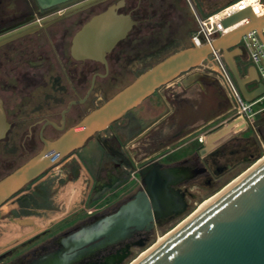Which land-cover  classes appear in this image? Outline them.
Returning a JSON list of instances; mask_svg holds the SVG:
<instances>
[{"label": "flooded vegetation", "instance_id": "obj_1", "mask_svg": "<svg viewBox=\"0 0 264 264\" xmlns=\"http://www.w3.org/2000/svg\"><path fill=\"white\" fill-rule=\"evenodd\" d=\"M164 4L165 0H66L56 3L0 0V112L9 124L0 138V180L39 153L44 146L43 140L57 139L151 68L150 59L159 57L167 48ZM113 7L117 14L128 15L134 21L126 36L100 60L74 58L71 46L75 35L92 17ZM248 57L249 53L243 49V54L236 58L241 71L245 65L242 75H246L250 65H255L248 63ZM194 77H200L201 82L207 81L206 77L194 72L182 77L181 83L184 85ZM210 83L218 88L216 79ZM258 83L264 84V81L257 68V82L248 87ZM177 94L179 98L180 92ZM149 98L0 205V208L5 205L7 213L14 217L52 210L50 186L46 183L49 176L55 173L61 179L65 172L75 182L78 175L85 174L83 205L67 213L57 224L4 249L0 253V264H44L45 257L56 255H63L65 264H122L132 256L134 248L148 241L156 227L188 209L189 202L196 197L193 188L211 187L236 165L255 157L257 143L246 142L252 148L247 151L248 146L235 138L236 133L232 142L236 140L238 144L234 143L233 147L229 146L231 139L221 141L220 138L215 140L214 143L218 141L216 145L207 149V138L230 124L231 115L224 116L213 110L211 99H196L193 105L191 99L159 97L149 108L164 111L145 123L134 110ZM71 102L74 103L63 114ZM220 104L218 101L217 105ZM262 109L255 118L259 138L255 137L260 147L264 146V134L258 128L259 122L264 125V107ZM174 122L168 138L162 137L157 142L150 139L166 124ZM92 141L94 146L88 149ZM195 142L203 145L166 160ZM240 149L244 153L239 154ZM152 174H158L163 183H169L165 193L168 208L159 218L152 216L151 222L147 218L123 226L124 233L113 241L99 238L70 248L71 236L116 215L131 202L144 204L145 199L148 201L144 177ZM131 181L136 183L131 190L117 192ZM105 195L110 197L109 203L101 206L99 199ZM96 200L98 205L89 207Z\"/></svg>", "mask_w": 264, "mask_h": 264}, {"label": "water", "instance_id": "obj_2", "mask_svg": "<svg viewBox=\"0 0 264 264\" xmlns=\"http://www.w3.org/2000/svg\"><path fill=\"white\" fill-rule=\"evenodd\" d=\"M47 1L56 3L66 0ZM243 19L248 21L228 33L220 34L211 43L201 47L191 43L167 55L57 139L43 140L44 146L39 153L0 180V205L46 169L84 146L93 135L139 106L158 89L200 66L213 51H221L245 101L251 102L263 97V83L248 87L257 82L256 66L250 65L246 75H242L236 58L243 54L244 48L240 44L249 32H256L264 47V14L256 17L247 8L226 17L221 24L223 28H229ZM133 24L134 21L128 15L117 14L114 7L109 8L92 17L75 35L71 46L72 56L76 59L100 60L126 36ZM260 59L264 68V59ZM199 79L194 77L190 82ZM73 103L67 106L63 114ZM8 127L9 124L0 112V138ZM252 165L226 189L220 190L221 193L205 207L185 219L132 264H264V158ZM144 182L147 184L148 201L145 199L144 204L140 201L131 202L116 215L71 236L70 248L99 238L113 241L124 233L123 226L147 218L151 222L152 216L159 218L162 211L168 208L165 193L169 183H163L158 174L144 177ZM42 261L44 264L66 262L63 255L48 256Z\"/></svg>", "mask_w": 264, "mask_h": 264}, {"label": "rangeland", "instance_id": "obj_3", "mask_svg": "<svg viewBox=\"0 0 264 264\" xmlns=\"http://www.w3.org/2000/svg\"><path fill=\"white\" fill-rule=\"evenodd\" d=\"M231 0H166L165 2V8H166V19L164 24V35H165V42L167 44L166 51L161 54L159 57L151 58L149 61V66H153L158 61L162 60L167 55L182 49L184 47H188L191 44V36L197 31L198 29V23L195 19L194 12L200 17L204 18V14H208L214 10H218L224 5L228 4ZM264 2V1H263ZM200 8V9H199ZM149 36V35H147ZM244 45V43L240 44ZM249 53V50H247ZM248 63H254L252 61V58L249 56ZM244 64H247L245 62ZM146 65L144 68L146 69L148 67ZM258 65V64H257ZM245 65L242 66L244 69ZM202 67L198 66L197 68L191 69L188 71V74L190 73H199L201 76L208 77L210 81H212L214 78L212 75L203 73ZM187 74H183L182 77H186ZM212 77V78H211ZM181 79L178 78L177 80L173 81L172 83L168 84L167 86H163L160 89H158L157 93L154 94V96H151L148 100H146L139 108L134 110L135 114H138L145 123H149L153 121L162 111L163 109H150L149 106L152 104L155 99H158L159 97H163L164 99H191V104L194 105V100L198 99H208V96L206 97V94L199 92L197 90L196 86L199 84V82H194L190 84L189 86L185 87L186 90L179 91V86L182 87V83L180 85V82L178 81ZM214 81V80H213ZM219 84V83H218ZM212 85V84H210ZM219 88V89H218ZM217 90H215L218 99L217 102L221 103V107L226 110L224 116H228L231 114L232 105L230 103V100L228 99L226 92L224 89L218 85ZM220 91V92H219ZM181 94V96L178 98V94ZM196 100V101H197ZM212 100V99H211ZM169 106H172L169 103ZM264 107V99L259 102L255 107L254 110H257L259 108ZM214 110V108H213ZM225 118V117H224ZM262 119H264V114H262ZM264 123V122H262ZM175 122L172 125L166 124V126L156 135L152 136L150 139L157 142L160 138H168L171 133L173 132ZM261 130V133L264 134V125L260 124L259 127ZM214 136H221L220 140H230V148L233 147L234 143H237L236 140L232 142V138L235 136L234 132L231 130L227 131V129H219L216 130L213 134H211L207 139V149H211L214 145L218 143V141L215 142ZM235 138L239 141H242V145H247V151H250L252 148H250L249 144L247 143H257L258 150L254 151L256 154L255 157L249 158L243 162H241L239 165H236L233 169L230 170V172L225 175L219 182H216L211 187L208 188H193V192L195 193L196 197L192 199L189 202L188 209L181 215L175 217L173 220L169 221L168 223H165L161 226L156 227L149 235L148 241L142 246L134 248L132 256L128 258L126 261H124L122 264H130L133 260H135L139 254L148 248H150L158 239L159 236L165 235L167 232L173 230L175 227L179 225L181 221H183L186 217L191 215L198 207V205L206 198L211 197L212 195H215L218 191L222 190L225 186H227L230 182H232L234 179H236L242 172H244L246 169H248L252 164H254L257 160V158L262 157L264 153V148L260 145H258V140L256 141L255 134L253 133L251 128H247L245 130L240 131L237 133ZM247 142V143H246ZM232 144V146H231ZM238 144V143H237ZM203 144L195 142L192 146L185 147L166 160L174 159L176 157H179L181 154H183L186 151L191 150V148H199ZM91 146H94V141H92L88 149L91 148ZM239 154H242L244 152H241V149ZM58 171V169H57ZM56 172V171H55ZM52 176H49V179L46 180L49 187L50 196L52 199V210H46V211H40L38 213H32V215L28 216H18L14 217V215H10L7 213L6 206H2L0 208V253L13 245H16L32 235L47 229L52 224H57L61 219H63L67 213L69 212H75L77 211L85 201V194L86 191V179L85 174L78 175L77 181H72L70 177H67V174L63 172V176L61 179H59V176H55V173L51 174ZM70 185H73V190L69 192L71 196L73 195L72 202L68 205V208H66L68 201V196L61 198L60 195L64 194L66 190H69L71 187ZM136 185L135 182L131 181L127 184H124L122 187L118 188L117 192H123L125 193L128 190H131ZM68 192V191H67ZM77 196V199H76ZM79 196V197H78ZM70 198V197H69ZM110 197L103 196L99 200L101 202L99 203L101 206L105 205L106 203H109ZM70 199V200H71ZM98 200L93 201L89 207L93 206L94 204L98 205ZM63 213V214H62ZM60 214L61 217L56 220H51L52 217ZM39 221V225L38 222ZM22 222V223H21ZM21 223V224H20ZM37 224V225H35ZM31 230V231H30Z\"/></svg>", "mask_w": 264, "mask_h": 264}, {"label": "built area", "instance_id": "obj_4", "mask_svg": "<svg viewBox=\"0 0 264 264\" xmlns=\"http://www.w3.org/2000/svg\"><path fill=\"white\" fill-rule=\"evenodd\" d=\"M264 0H259L262 7H264ZM244 0H239L236 3L229 5L218 13L208 16L206 18H200L192 9L195 19L198 23L197 31L191 36V43L195 46H202L207 43H211L220 34H224V29L221 24L222 20L228 16H231L237 12L243 11L246 7L242 6ZM237 9L231 12H226L231 7H236ZM218 14H222L220 18L216 19ZM213 18H215L213 20ZM244 43L243 48L249 50V56L258 68L261 78L264 81V68L260 64V57L264 59V47L260 42L256 32L252 31L248 33L246 38H243L241 44ZM258 64V65H257ZM202 67V72L212 75L214 79L220 84V86L226 92L228 99L232 105L231 115L228 118L231 125V131L234 133H239L242 130L251 128L253 133L259 138L258 129L255 123L256 115L263 110H254V107L264 99V96L255 101H245L242 97L229 69L227 68L221 51H213L212 54L200 65ZM199 141L202 138L199 137ZM264 148V146L262 145Z\"/></svg>", "mask_w": 264, "mask_h": 264}, {"label": "bare ground", "instance_id": "obj_5", "mask_svg": "<svg viewBox=\"0 0 264 264\" xmlns=\"http://www.w3.org/2000/svg\"><path fill=\"white\" fill-rule=\"evenodd\" d=\"M242 6H245L246 8L245 9H251L252 10V12L254 13V15L256 16V17H261L263 14H264V7H262V5H261V3L259 2V0H244V2L242 3ZM238 8V5L236 6V7H231L230 9H228L226 12H231L232 10H234V9H237ZM221 15L222 14H218L217 16H216V19L217 18H220L221 17ZM215 18H213V20H214ZM248 20H246V19H243L242 21H240L239 23H237L236 25H234V26H232V27H229V28H223L224 29V32L225 33H228L229 31H231L232 29H234L235 27H238L239 25H243V24H245L246 22H247ZM250 33V32H249ZM203 46V45H202ZM197 47H201V46H197ZM264 158V153H263V155H262V157L259 159V160H257L255 163H259L262 159ZM255 163H254V165H255ZM251 166H253V165H251ZM250 166V167H251ZM249 167V168H250ZM248 168V169H249ZM246 171V170H245ZM244 171V172H245ZM239 177V176H238ZM238 177L236 178V179H238ZM236 179H234L232 182H230L227 186H225L221 191H223L224 189H226L229 185H231ZM221 191L220 192H218V193H216L215 195H212L211 197H208V198H206V199H204L199 205H198V207H197V209L191 214V215H193V214H195V213H197L198 211H200L203 207H205L210 201H212L219 193H221ZM61 196V195H60ZM79 197V196H78ZM76 199H77V196H76ZM191 215H189V216H191ZM188 216V217H189ZM188 217H186L185 219H187ZM185 219L183 220V221H185ZM183 221H181L180 223H182ZM179 223V224H180ZM176 228V227H175ZM174 228V229H175ZM31 231V230H30ZM172 231V230H171ZM171 231H169V232H167L165 235H162V236H159L158 237V239H157V241L150 247V248H148V249H146V250H143L140 254H139V256L135 259V260H133L130 264H132V263H134L137 259H139L140 257H143L150 249H152V247H154L156 244H158V243H160L167 235H169V233L171 232ZM121 237V236H120ZM118 239V238H117ZM117 241V240H116ZM106 242V241H105ZM102 243V242H101ZM105 244V243H104ZM102 246H104V245H102ZM57 256V255H56ZM75 259V258H74ZM70 263V262H69Z\"/></svg>", "mask_w": 264, "mask_h": 264}, {"label": "crops", "instance_id": "obj_6", "mask_svg": "<svg viewBox=\"0 0 264 264\" xmlns=\"http://www.w3.org/2000/svg\"><path fill=\"white\" fill-rule=\"evenodd\" d=\"M245 71V69H242V73H245L244 72ZM212 78V77H211ZM213 80H215L214 78H212ZM206 80L207 81H202L201 82V80H195V81H192V82H188V83H186V85H183L182 84V87H184V88H182L181 89V86H179V91L181 92L183 89L184 90H186V88L185 87H187V86H189L190 84H192V83H194V82H199V84L196 86V88H197V90H199V92H201V93H204V94H206V97L208 96V99H212L211 100V104H212V106H213V108H214V110H216L217 111V113H223V114H225V112L224 111H226V110H221V109H223L222 107H220V105H217V101L215 100H213V99H218V97H217V94H216V92H215V90H217L215 87H214V85H210L211 83H210V79L206 76ZM181 81H182V79H180L179 81H178V83L180 82V85H181ZM231 125L230 124H227L224 128H222V129H227V131H229V130H231V127H230ZM216 132V131H215ZM214 133V132H213ZM212 133V134H213ZM215 138H214V140H218V139H220V137L221 136H214ZM70 189L69 190H66L65 192H64V194H62L60 197L61 198H63V197H67L68 196V203H67V205H66V208H68V205L70 204V202H72V199H73V195L71 196V194H69V192H71L72 190H73V185H70ZM68 191V192H67ZM70 197V198H69ZM71 197H72V199H71ZM71 199V200H70ZM63 214V213H62ZM61 217V215L60 214H58V215H56V216H54V217H52L51 218V220H56V219H59ZM38 222V225H39V221H37ZM22 223V222H21ZM20 223V224H21ZM35 225H37V224H35Z\"/></svg>", "mask_w": 264, "mask_h": 264}, {"label": "trees", "instance_id": "obj_7", "mask_svg": "<svg viewBox=\"0 0 264 264\" xmlns=\"http://www.w3.org/2000/svg\"><path fill=\"white\" fill-rule=\"evenodd\" d=\"M237 1H239V0H231L228 4L224 5V6L221 7L220 9H218V10H214V11L208 13V14H204V18H206V17H208V16H211V15H214V14L218 13V12H219L220 10H222L223 8H225V7L229 6V5H232V4L236 3ZM165 2H166V0H165ZM199 9H200V8H199ZM165 11H166V8H165Z\"/></svg>", "mask_w": 264, "mask_h": 264}]
</instances>
